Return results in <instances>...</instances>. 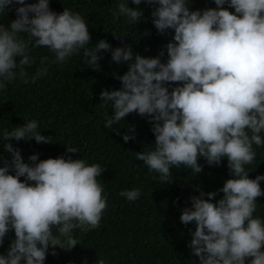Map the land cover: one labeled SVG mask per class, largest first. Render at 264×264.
Segmentation results:
<instances>
[{
  "label": "clouds",
  "instance_id": "1",
  "mask_svg": "<svg viewBox=\"0 0 264 264\" xmlns=\"http://www.w3.org/2000/svg\"><path fill=\"white\" fill-rule=\"evenodd\" d=\"M143 2L152 6L157 32L171 30L163 46L166 60L161 59L164 50L147 57L133 54L128 44L113 48L106 39L90 47L85 18L66 7L52 10L50 0H0V17L17 5L15 18L0 22V91L17 80L35 83L51 64L73 55L82 54L97 71L103 52H110L113 62L127 63L115 77L120 87L99 93L100 101L111 105L104 127L113 129L132 113L147 118L154 140L134 155L162 185L172 181L174 168L184 166L196 176L203 171L199 158L209 166L226 159L229 178L222 187L205 193L197 184L199 194L180 210V222L195 225L188 247L199 264H264V218L255 215L264 175L250 178L246 167L256 157L253 145L264 146V0H213L216 7L204 9H190L192 0ZM111 14L114 23L123 18L136 26L145 19L128 0H118ZM36 48L52 56L41 57L30 75ZM126 128L122 139H135L134 126ZM0 140L11 154L10 159L0 155V246L14 232L0 264H44L50 247L52 255L56 248L71 250L80 243L77 230L87 234L100 227L108 203L98 178L106 168L71 155L39 159L33 153L25 162L10 140L52 142L35 119L3 129ZM66 151L79 149L66 146ZM217 192L222 193L218 199ZM118 195L136 201L141 189ZM94 264H107V259L97 254Z\"/></svg>",
  "mask_w": 264,
  "mask_h": 264
},
{
  "label": "trees",
  "instance_id": "2",
  "mask_svg": "<svg viewBox=\"0 0 264 264\" xmlns=\"http://www.w3.org/2000/svg\"><path fill=\"white\" fill-rule=\"evenodd\" d=\"M33 2V0H28ZM118 0H50L49 7L60 12L63 7L79 12L88 23V30L94 46L100 39H106L113 47L131 45L133 54L147 57L156 56L161 50L167 59L163 46L171 39V30L161 35L152 24V6L142 3L140 7L144 20L130 25L123 18L113 22L112 10ZM190 9L216 7L213 0H192ZM227 6V5H225ZM15 7L6 10L0 22L9 23L15 18ZM232 10V9H229ZM147 30L148 34L145 35ZM124 36L118 39L114 35ZM34 66L27 71L31 75L41 57L52 54L46 48H36ZM99 61L100 70L89 68L85 58L73 55L63 64L49 66L48 73L35 83L24 84L19 80L0 91V131L11 130L24 119L39 122L41 134L49 136L51 143H36L34 140H10L18 148L25 162L29 155L36 153L39 159L56 156L83 158L88 163H99L106 170L101 174L108 207L100 227L87 234L75 232L79 244L71 250L52 248L44 264H94L97 254L107 259V264H199L188 243L194 223L184 225L179 220L180 210L190 206V196L198 195L196 185L205 192L217 191L225 179L229 178L227 160L219 166H209L203 158L198 159L203 171L196 176L184 166L172 169L173 179L162 185L156 173H149L142 161L135 158L134 152L146 148L154 140L151 124L147 118L136 113L129 114L121 121L106 129L104 114L111 115V105L100 101L102 89L120 87L115 77L127 70V63L111 60L110 52H103ZM115 74V75H114ZM133 125L135 139L125 142L122 135ZM117 134L113 131H119ZM2 143V140H0ZM66 146L79 149L78 153H67ZM256 157L250 166V178L264 175V146L256 147ZM0 155L10 159L11 154L0 144ZM21 179H24L21 177ZM264 189V180L260 181ZM140 188L141 196L136 201H127L118 195L121 190ZM222 193L217 192V199ZM207 198V197H205ZM255 215L264 218V195L258 198ZM14 232L5 237L0 253L6 252Z\"/></svg>",
  "mask_w": 264,
  "mask_h": 264
}]
</instances>
